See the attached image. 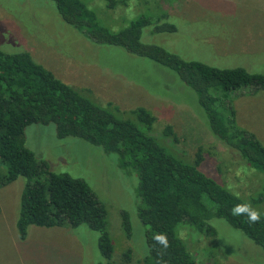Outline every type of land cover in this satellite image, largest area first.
<instances>
[{"label":"rangeland","instance_id":"1","mask_svg":"<svg viewBox=\"0 0 264 264\" xmlns=\"http://www.w3.org/2000/svg\"><path fill=\"white\" fill-rule=\"evenodd\" d=\"M80 1L109 32L147 19L139 42L183 61L264 73V0H124L112 9L103 0ZM161 24H171L175 31L154 33V26ZM0 51L28 52L56 79L118 119L131 121V110L145 109L155 118L149 135L169 155L188 164L201 148L211 161L201 162L199 171L264 216V172L252 169L211 135L192 92L172 73L123 49L92 44L63 23L48 0H0ZM228 101L235 127L253 134L264 146V91L245 87L230 94ZM165 127L176 142L165 136ZM21 136L24 147L47 171L81 180L104 208L106 232L117 248L110 263L142 264L145 247L135 215V174L119 167L113 154L78 139H57L51 124L29 125ZM24 183L17 178L0 188V264H104L97 233L83 225L29 226L24 239L17 238L15 222ZM122 211L131 226L128 242L121 235ZM208 224L215 229L213 238L177 227L196 264H264V252L223 220L213 218ZM125 250L127 258L122 255Z\"/></svg>","mask_w":264,"mask_h":264},{"label":"trees","instance_id":"2","mask_svg":"<svg viewBox=\"0 0 264 264\" xmlns=\"http://www.w3.org/2000/svg\"><path fill=\"white\" fill-rule=\"evenodd\" d=\"M59 19L95 45L123 49L172 73L190 90L211 135L238 153L257 172H264V146L254 135L237 129L228 96L249 87L264 91V73L241 68L216 69L195 61H183L154 45L139 42L149 22L138 18L109 32L80 0H48ZM112 9L119 1L103 0ZM171 24L155 25L154 33H173ZM118 119L91 103L53 74L36 64L28 52L0 51V188L17 178L25 180L15 222L19 240L26 228H70L83 225L97 233L96 245L104 264L116 250L106 232L105 210L84 182L47 171L22 144L24 129L32 124L53 125L57 139L81 140L113 154L119 167L136 177L135 215L143 228L142 264H196L178 236L187 226L205 238L215 237L209 220L221 219L264 252V216L254 213L235 195L206 178L198 169L209 156L197 148L191 163H180L149 135L155 118L143 108ZM165 136L176 142L168 127ZM211 161V160H210ZM121 235L128 242V215L119 214ZM142 249V250H143ZM128 257V250L123 252Z\"/></svg>","mask_w":264,"mask_h":264}]
</instances>
